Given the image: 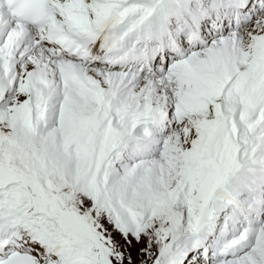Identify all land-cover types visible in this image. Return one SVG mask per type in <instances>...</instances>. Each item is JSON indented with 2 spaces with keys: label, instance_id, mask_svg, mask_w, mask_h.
I'll return each instance as SVG.
<instances>
[{
  "label": "snow or ice",
  "instance_id": "1",
  "mask_svg": "<svg viewBox=\"0 0 264 264\" xmlns=\"http://www.w3.org/2000/svg\"><path fill=\"white\" fill-rule=\"evenodd\" d=\"M0 264H264V0H0Z\"/></svg>",
  "mask_w": 264,
  "mask_h": 264
}]
</instances>
